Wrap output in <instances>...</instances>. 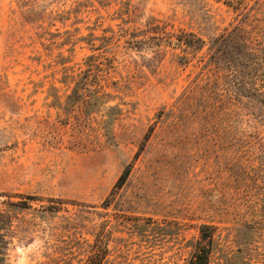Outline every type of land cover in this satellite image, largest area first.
Segmentation results:
<instances>
[{"label": "rangeland", "instance_id": "rangeland-1", "mask_svg": "<svg viewBox=\"0 0 264 264\" xmlns=\"http://www.w3.org/2000/svg\"><path fill=\"white\" fill-rule=\"evenodd\" d=\"M0 209V264H264V0H0Z\"/></svg>", "mask_w": 264, "mask_h": 264}, {"label": "trees", "instance_id": "trees-1", "mask_svg": "<svg viewBox=\"0 0 264 264\" xmlns=\"http://www.w3.org/2000/svg\"><path fill=\"white\" fill-rule=\"evenodd\" d=\"M216 45H218L217 47H220L222 49V47H226L227 46V40L226 38H221L220 40H216L215 42ZM124 177L121 176V179H123ZM28 199L33 200L34 198L32 197H28ZM10 204L14 205V206H19L21 208H26L28 207V202L25 200H18L16 202H10ZM9 218H7V216L4 214V212L0 209V228H2L3 226L7 225L9 223ZM1 234H0V248L2 249V244L4 243L3 240H1Z\"/></svg>", "mask_w": 264, "mask_h": 264}]
</instances>
